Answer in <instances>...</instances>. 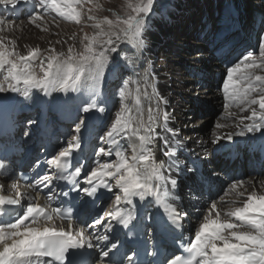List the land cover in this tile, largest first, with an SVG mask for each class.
Returning <instances> with one entry per match:
<instances>
[{
    "label": "snow or ice",
    "instance_id": "6c2138e0",
    "mask_svg": "<svg viewBox=\"0 0 264 264\" xmlns=\"http://www.w3.org/2000/svg\"><path fill=\"white\" fill-rule=\"evenodd\" d=\"M25 3L0 0V6L12 13ZM155 4L156 0H123L117 12L105 9L100 0H35L28 23L42 31H50L42 23L51 13L82 26V32L84 27L92 29L80 36L79 48L63 37L56 40L55 44H67L66 51H57L50 42L46 51L25 45L26 51L21 52L16 38L2 34L19 25L0 14V93H19L27 99L32 89H40L45 95L56 91L81 97L73 134L48 153L44 161L48 170L36 173L24 190L19 181L27 177L12 180L8 189L14 195H4L5 185L0 183V264H264V180L258 182V190L254 178L232 179L223 195L198 207L194 235L182 239L173 252H161L151 243L146 256L153 260L138 258L137 251L121 257L113 254L120 247V241L114 242L110 235L116 230L114 223L127 230L129 237L136 234V199L151 198L173 229H183L182 221L188 216L175 203L179 199L175 170L181 163L178 152L184 148L177 138L179 130L169 125L172 117L163 107L168 100L158 90L150 68L136 72ZM104 11L111 15H99ZM76 37L73 32L68 39ZM37 59L39 73L33 70ZM117 71L130 72L138 79L129 75L120 80L115 92L119 107L99 136L102 143L94 150L95 158L82 164L75 156L82 149V130H87L94 113L106 111L101 100L104 84L108 74ZM220 91L223 112L214 125L211 143L264 131V34L259 37L258 51L247 50L226 68ZM233 126L239 131H223ZM41 166L37 160L36 167ZM9 175V165L0 158V177ZM55 182L70 185L59 195L75 192L84 199L76 208L58 204ZM42 192H46L43 204ZM101 198L111 203L107 207L97 204ZM81 211L91 223L79 220ZM142 230L151 241L154 225L144 224Z\"/></svg>",
    "mask_w": 264,
    "mask_h": 264
},
{
    "label": "bare ground",
    "instance_id": "6f19581e",
    "mask_svg": "<svg viewBox=\"0 0 264 264\" xmlns=\"http://www.w3.org/2000/svg\"><path fill=\"white\" fill-rule=\"evenodd\" d=\"M253 3V7H255L256 12L251 15L252 21L248 20L249 13L244 8L246 2L243 0H223L220 3L216 1L212 6V16L210 15V11L205 8L204 19L202 20L203 29L200 31V40L195 43V45H198L195 47L197 51L189 55V58L190 56L193 57V60L190 59L191 63L197 64L196 66L190 64L185 65L183 61L178 64L176 63V59H174V57L167 59L168 55L171 53L170 51H161L162 53H160L159 56L164 57L165 62L155 63L151 45L154 44L156 41L155 39L161 35V29L166 26V22L164 23L165 18H161L163 16H158L157 13L153 14L152 24L154 23L155 29L151 25V28L145 31L146 45L143 49V55L141 54L143 59L140 60V64L144 65L145 62L146 66L150 68V71L154 74L155 84L158 90L168 100L167 105L163 107L172 117L169 125L170 127L179 130L177 138L184 144V148L178 152V159L181 162L180 166L175 170L176 178L178 180V186L175 190V194L179 197L175 203L179 210L186 211L188 216L182 221L183 229L172 230V233H182V236L185 239L190 235L191 231L194 233L195 226L199 223L196 209L202 206L205 202H209L210 199H217L219 195H223V189L227 187V184L231 182L233 177L238 174H243L241 177L244 175L247 176L244 180L254 178L258 190V182L260 180H264V131L246 133L244 135L246 136L244 141H242L243 136L235 135L231 141L222 139L216 144L211 143L214 125L223 112L221 109L215 117L213 126L209 129V131H205L199 125L204 121V119H206V117H208V111L213 110L220 103L223 105V96L220 95V93L222 94L220 86L222 85V77L226 74V69H222L224 64L219 61V57L211 53L212 47L217 46L221 39L228 38L230 36L229 32L231 29H235V27H237V29H235L238 34L237 40H239V42H236L237 48H240L242 45L247 43V45H249L247 47L248 49H255L258 51L259 39H256L257 35L255 36L254 31L258 29L259 37L261 34H264V12L261 10L262 7L264 8V0H254ZM24 6H26L25 10L28 15L33 10L28 0L27 3L21 4L15 10V13L9 17L16 25H19V27L11 31H5L2 34L16 38L17 46L21 52L26 51L24 47L25 45L32 47L39 46L40 49L44 51L48 48V44L50 45V42H52V46L56 47L57 51H66L67 44H64L63 46L55 44V42L49 37V34H51L54 30H57L58 27L56 25L58 24L60 26L61 23L55 20V24H53V19L46 15L45 22L42 23V27H47L50 31L44 32L40 29L42 32L41 35L45 37V39L38 41L34 39V37L40 35V32H37L36 29L28 23V15L25 16L26 13L22 14V7ZM3 11L8 13L3 6H0V14ZM54 15L56 14L54 13ZM3 16L6 17L5 15ZM16 16L19 17L17 18ZM215 21L218 24L217 30H215L214 27ZM226 27H231V29L226 31ZM157 29H160V33L157 32ZM61 37L68 41L69 44L74 42L69 40L68 37H65V35H62ZM177 45H179V43ZM177 45L175 47L178 51L179 48L177 47L179 46ZM204 46L205 48H203ZM230 46L234 47V45ZM179 66H182L183 68ZM140 68L142 67L139 65L138 71ZM185 68H187V70ZM188 70H191L192 73ZM167 71L171 73L170 76L173 77V81L170 76L166 75L165 72ZM0 78V83H2L3 77L1 76V73ZM189 84L191 85L189 86ZM215 84H217V90L220 91V93H218L215 89ZM8 93L9 92L0 93V100L3 98L13 100L14 97H12V95H8ZM46 98L47 95H45L44 92H42L41 95L34 93V91L31 90L30 96L27 99L25 98L22 102L14 103L11 113L14 115V111L17 109H20L22 113L21 115H26L34 109V112H37L38 105H43ZM192 102H196V105H198L197 109L198 107L200 108V110H198L199 112H196V109H193V111L196 112L195 116L197 113H202V115H200L201 117H196L197 119L195 121L189 120V118L193 117V113L189 117L183 116L185 114H189L187 110L189 109L188 106L190 104L188 105V103ZM72 104H76L75 96L69 99L68 108L71 107ZM15 105L17 106V109L15 108ZM173 105L175 110L171 109V106ZM148 106L149 102L144 103L145 109H147ZM1 107L2 104H0V109ZM100 115L101 114L99 113V116ZM241 115H244V113H241ZM9 116L10 115H8V118H10ZM94 119L97 118L94 117ZM91 121L93 120L91 119ZM97 125H100V123ZM229 130L239 131V129L234 128V126L229 129H224L223 131L226 132ZM255 133L259 139L258 141L256 139H251L250 137V135ZM17 135L18 133L15 138H17ZM90 135H94V133L91 132L89 133V136ZM5 137V135L0 137V143H2V139ZM6 149L3 148L2 151L7 152ZM84 150H86V148H82L80 151ZM38 151L39 148H36L34 153L36 152L37 154ZM87 152L91 154V149L89 148ZM253 153H257V155H254ZM4 154L1 153L0 158H4ZM160 155L161 154L157 152V156L159 157ZM233 156L236 157L235 161H231ZM254 156L257 159L256 161H252ZM241 157H245V161L240 164ZM220 159H223L224 161H221ZM85 161H88V158ZM212 162L215 165H212ZM240 166L242 168H240ZM25 168H28V166ZM188 168H193L194 171L188 172ZM238 168H240V171ZM225 172H227V174L228 172L231 173V179L229 181H224L222 174ZM9 178H13V174L9 175ZM207 186L209 188H207ZM182 187H186V193L185 195L183 194V196L180 193ZM212 187L214 188L211 189ZM56 191H59V189L57 188ZM200 195L203 197H200ZM148 199L151 198H147L143 202H146ZM152 202L155 203L154 201H149L145 209H151L150 205ZM155 210H160V208L157 207ZM160 221L161 224L164 223V220ZM137 224L143 227L145 223L138 222ZM168 227L169 226H165L164 230L168 229Z\"/></svg>",
    "mask_w": 264,
    "mask_h": 264
},
{
    "label": "rangeland",
    "instance_id": "374dc122",
    "mask_svg": "<svg viewBox=\"0 0 264 264\" xmlns=\"http://www.w3.org/2000/svg\"><path fill=\"white\" fill-rule=\"evenodd\" d=\"M216 1H218L220 3L223 0H156V4L154 5L153 12L150 15V17L148 18V26H147L146 30L150 29L151 25L154 27V23L152 24V17H153V14H155V13H157L158 16H163L161 18H165L164 23L166 22L165 23L166 26L163 29H161V31H162L161 35L157 39H155L156 41L154 42V44L151 45V48L153 49L152 51H153V58H154L155 63L165 62L164 57L159 56V54L162 53L161 51H164V52L170 51L171 53L168 55L167 59H170V57L171 58L174 57V59H176V63H178V64L182 63V61H183L185 63V65H187V64H190L193 66L197 65V64L191 63V60H193V57L190 56V58H189V55H191L197 51L195 49V47H197L198 45H195V43H197L200 40V31L203 29L202 20L204 19V15H205V8H207L208 11H210V15L212 16V14H211L212 6ZM243 1L246 2V4L244 5V8L249 13V15H248L249 19L248 20L252 21L251 15L256 12L255 7H253L254 6L253 5L254 0H243ZM29 2H31L30 4L32 7V4L35 3V0H29ZM100 3H102L104 5L105 9L111 8L117 12H120L121 11L120 6L122 5L123 0H100ZM194 5H195V7H194ZM261 10L264 12L263 7ZM23 13H25V11H23L22 14ZM1 14L5 15L6 17L11 16V13H9V12L6 13L4 11ZM99 15H109L110 16L111 14L107 11H104V12L99 13ZM25 16H27V14ZM48 17H51L52 19L55 18L56 21H59L61 23L60 26L57 28V30H54L51 34H49V37L54 42L56 40L60 39V37L62 35H65V37H69L73 32H75V33H77V37L73 43H75L77 48H79V38L83 34V32H91L92 31V29L84 27L83 32H82L81 31L82 26L64 21L62 18L54 15V13L49 14ZM214 23H215V26H214L215 30H217L218 24L216 21ZM32 27L34 29H36L37 32H40V35L35 36L34 39H36L38 41L44 40L45 37H43L41 35L42 32L40 31V28H37L34 25H32ZM154 29H155V27H154ZM235 29H237V27H235ZM262 30H263V27H262ZM157 32L160 33V29H157ZM57 33L59 35H57ZM254 33H255V36L257 35L256 39L258 40L259 39L258 29L255 30ZM178 43H179V45H177ZM176 45L179 46V47H177V48H179L178 51L175 47ZM49 47H50V45L48 44L47 49H49ZM203 48H205V46ZM46 50H44V51H46ZM141 54L143 55V51ZM142 55H141V59H143ZM210 58H211V56H210ZM202 61H204V60H202ZM139 65L142 68H140V70L138 71V68H139L138 67L136 69V72L142 73L144 68L147 66H146L145 62H144V65L140 64V61H139ZM209 65H211V64H209ZM179 67H182V66H179ZM185 69L187 70V68H185ZM33 70L36 71L37 73L40 72L39 59H37L33 63ZM188 71L190 73H192L191 70H188ZM209 72H213V71H209ZM165 73L167 76L171 75V73L169 71H167ZM129 75H133L134 79H138V76H135L134 74L127 72V71H124L122 73L120 71H117L115 73L110 72L108 74L106 81H105V84H104V88H103V95L101 97V100L104 101L106 111L104 113H100L101 114L100 118H98L97 120L102 119L104 121V119H106L105 121L107 122V125L111 122V118L113 117V114L115 113V111L119 107V100H118V97L115 96V92L118 88L120 80L123 77L129 76ZM1 76L3 77L2 73H1ZM170 78L173 81V77L170 76ZM211 83H212V81H211ZM190 85L191 84H189V86ZM32 90L34 91V93L41 91L40 89H32ZM148 91L151 92V89L149 88ZM9 93L12 96H14L16 102H18V103L22 102L25 99L19 93H12V92H9ZM200 97H203V96H200ZM77 100H79V103H77ZM146 102L148 103L147 100L144 101V103H146ZM188 105H189L188 106L189 109L187 111L189 114L188 115L185 114L183 116L189 117L193 113L192 114L193 117L189 118V120H192V121L193 120L195 121L197 119L196 117H201L200 115H202V113L201 114L197 113V115L195 116L196 112L198 110H200L199 107L197 109L198 105H196V102L188 103ZM80 106H81V97L78 96V99H76V104H72L71 107L67 108V111L71 112V113L77 112L78 107H80ZM171 107L170 108L172 110H175L174 105ZM222 108H223V105L219 104L213 110L208 111V114H209L208 117H206V119H204V121L199 124L201 126V128L204 129L205 131H209V129L213 126V123L215 121V117L218 115L220 109L223 110ZM193 109H196L195 110L196 112L193 111ZM187 111H186V113H187ZM31 113L33 114V116H37V112H34V110ZM204 113H206V112H204ZM106 127L107 126H103L102 128H100L98 130V132L95 133L94 138L92 140V143L90 144L92 146V150H93L92 151V155H93L92 158L93 159L95 158L94 157V150L96 148L100 147L101 143H102L99 140V136L103 135L104 131L107 130ZM73 128H74V125H69L68 127H66V131L70 132ZM66 135H64L65 139L69 138ZM125 146H126V144H125ZM113 159H114V157H113ZM220 160L224 161L223 159H220ZM213 164L214 163L212 162V165ZM185 189H186V187L181 188L180 193L182 196H183V194L185 195V193H186ZM200 197H203V196L200 195ZM106 203H111V200L110 199L107 200Z\"/></svg>",
    "mask_w": 264,
    "mask_h": 264
}]
</instances>
